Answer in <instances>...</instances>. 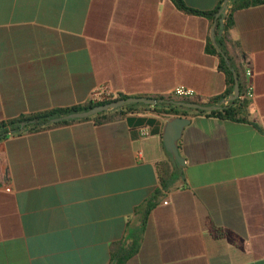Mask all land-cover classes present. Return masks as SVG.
I'll return each instance as SVG.
<instances>
[{"label":"crops","instance_id":"obj_1","mask_svg":"<svg viewBox=\"0 0 264 264\" xmlns=\"http://www.w3.org/2000/svg\"><path fill=\"white\" fill-rule=\"evenodd\" d=\"M183 1L208 11L223 0ZM214 17L173 0H0V120L103 91L221 96L226 76L206 49ZM221 33L217 20L216 41ZM229 36L232 67L253 96L244 119L188 110L183 166L163 146L172 115L159 103L1 140L0 264H111V244L133 240L124 264H264V3L233 11Z\"/></svg>","mask_w":264,"mask_h":264},{"label":"trees","instance_id":"obj_2","mask_svg":"<svg viewBox=\"0 0 264 264\" xmlns=\"http://www.w3.org/2000/svg\"><path fill=\"white\" fill-rule=\"evenodd\" d=\"M229 1H230V7L227 9L226 14L224 16L222 33L217 38V44L222 49L223 53H225V55L227 56V60H225V58L217 51V49L214 47V45L210 41L207 43V46H206L207 51L214 53L218 55L219 57V68L225 73L227 89L224 94L206 101L205 104L219 103L221 98L223 99L227 98L232 93V89L234 86V78H233L232 69L234 68L232 67V58L227 51L224 41L230 40L229 30L233 25V11L239 8L250 6V5H257V4L264 3V0H229ZM173 2L178 8L186 12L203 14V15L210 17L211 19H213L214 14L222 5V1H221L218 4V6L214 8L213 10L202 11V10H197V9L187 6L183 0H173ZM235 44H236V47H238V43L236 42ZM235 44L233 43L234 47H235ZM235 72L237 74L238 82H239V89H240L239 97L233 101H228V103L223 105L220 109L211 110V111H203V110H196L192 108H186V107L176 105L171 102H161L159 103L160 107H157L156 110L159 112L166 113L168 115H183V116H186L188 114V110H193L194 113L206 114L209 116H218V117L226 118V119H244V116L246 115V108H247L249 100L242 98L240 96L244 92L246 83L245 82L243 83V81L240 79L239 74L236 69H235ZM125 97H127V95L119 94L118 96H115L113 98L101 99L98 101H94L90 99L87 102L82 103V104H77V105H72V106H67V107H57V108H51V109L41 110L37 112L20 114L13 118H9L6 120H0V141L12 134H19L23 132H35V131L47 129L50 127L67 124V123L77 121V120L92 119L94 120L96 124H101V123L112 121L114 119L120 118L126 111L132 110V107L135 106L136 103L124 104L123 106L119 108L103 111V112L91 115L89 117L81 118V119L63 120V121L51 123V124L46 123L50 117H55V116L66 114L72 111L85 110L95 105L104 104V103H107V102H110V101H113L119 98H125ZM156 97L164 98L168 100L174 99V97L171 95H159ZM177 99L185 100V101L201 102L193 98H183V97L180 98L179 97ZM201 103H204V102H201ZM30 120H34L35 122L29 123L23 128L20 127V123L22 121H30ZM168 156L170 157L169 154ZM171 161L175 165H178L174 160L171 159ZM158 168H159V183H160L161 189H167L169 186L168 182L172 176L170 167L167 161H161L158 163ZM161 194L162 192L160 188H156L154 190L151 197H149L146 202V209H145L146 212L150 210V208L155 204V199L161 196ZM137 249H138V243L135 240L127 244L125 242H120V241L113 242L111 244V264H124L125 261L130 256H132L133 254L137 252Z\"/></svg>","mask_w":264,"mask_h":264},{"label":"water","instance_id":"obj_3","mask_svg":"<svg viewBox=\"0 0 264 264\" xmlns=\"http://www.w3.org/2000/svg\"><path fill=\"white\" fill-rule=\"evenodd\" d=\"M228 1L229 0H223L222 5L215 13V19L213 23V27L211 29V41L214 47L217 49V51L227 60V56L225 53H223L222 49L217 44V41L215 39V24L216 21H219V27H223V17L226 14V10L228 9ZM228 62V61H227ZM229 65V63H228ZM233 72V78H234V86L232 93L229 95L228 101H233L239 97V82L238 77L234 69H232ZM171 102L176 105H180L186 108H192L196 110H203V111H211V110H217L220 109L221 106L219 104H205L197 101H185V100H174V99H164L159 97H152V96H127L125 98H119L104 104L95 105L93 107H90L85 110L81 111H72L66 114L58 115L55 117H50L46 123H56L63 120H70V119H81L85 117H89L91 115L116 109L124 104L128 103H142L146 105H155L157 103L161 102ZM34 120L30 121H22L20 123V127L23 128L29 123H34ZM190 118L183 116V115H172L170 116L164 123L163 130H162V142L163 146L166 150V152L170 155L171 159L174 160L179 166H183L185 164V158L180 154L179 151V145L178 142L182 136L184 127L189 124Z\"/></svg>","mask_w":264,"mask_h":264},{"label":"built area","instance_id":"obj_4","mask_svg":"<svg viewBox=\"0 0 264 264\" xmlns=\"http://www.w3.org/2000/svg\"><path fill=\"white\" fill-rule=\"evenodd\" d=\"M246 75L247 77H250L252 75L251 70L248 68L246 70ZM174 94L179 96L180 98H192L193 97V91L187 88H183V87H178L174 90ZM253 96V92H252V86H251V82L248 81L245 84V89L244 92L242 93V95L240 97L245 98L250 100ZM115 96H112L111 94H107L104 91L100 92L97 96H93L92 100L94 101H98L101 99H108V98H113Z\"/></svg>","mask_w":264,"mask_h":264}]
</instances>
